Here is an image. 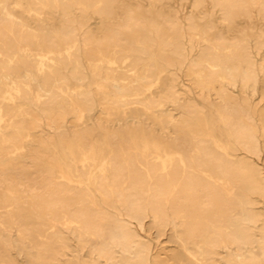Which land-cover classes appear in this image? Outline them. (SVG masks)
<instances>
[{"label":"bare ground","instance_id":"1","mask_svg":"<svg viewBox=\"0 0 264 264\" xmlns=\"http://www.w3.org/2000/svg\"><path fill=\"white\" fill-rule=\"evenodd\" d=\"M261 160L264 0H0V264H264Z\"/></svg>","mask_w":264,"mask_h":264},{"label":"rangeland","instance_id":"2","mask_svg":"<svg viewBox=\"0 0 264 264\" xmlns=\"http://www.w3.org/2000/svg\"><path fill=\"white\" fill-rule=\"evenodd\" d=\"M177 10V13L179 16H182L185 11L180 9L178 6L174 7ZM254 56V54H252ZM193 98H195V95H192ZM97 111L93 112L92 120L95 121V118L97 116ZM260 166L264 168V161L261 160L258 162ZM146 233L143 234L147 237H149L152 253L159 257H164L165 254H172L177 251L176 246L171 242L170 233L168 230H166L164 233H156L155 230L151 229L146 221L145 228ZM142 234V232H140ZM13 257L15 258L17 264H25V260L23 257L18 255L15 251H12Z\"/></svg>","mask_w":264,"mask_h":264}]
</instances>
